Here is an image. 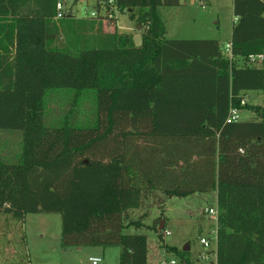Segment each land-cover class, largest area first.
<instances>
[{"label": "trees", "instance_id": "trees-1", "mask_svg": "<svg viewBox=\"0 0 264 264\" xmlns=\"http://www.w3.org/2000/svg\"><path fill=\"white\" fill-rule=\"evenodd\" d=\"M59 2L0 0V133H21L14 157L0 145L4 264H30L29 214L61 216L64 250L117 247L120 264H147V236L124 233L145 225L124 218L156 192H216V264H264V106L228 121L264 90L263 64L249 63L264 55V0H233L225 54L214 39L165 37L159 9L180 0L99 4L129 14L140 47L102 33L100 17L57 20Z\"/></svg>", "mask_w": 264, "mask_h": 264}, {"label": "rangeland", "instance_id": "rangeland-1", "mask_svg": "<svg viewBox=\"0 0 264 264\" xmlns=\"http://www.w3.org/2000/svg\"><path fill=\"white\" fill-rule=\"evenodd\" d=\"M102 1L60 0L63 12L68 16L83 19L92 17V14L98 11V15L104 17L102 27L104 33H128L135 37L137 32L135 22L129 14L112 8L113 15L109 17L107 13L110 11L105 6L99 7ZM159 13L167 31L166 38L214 39L219 41L225 54V46L230 40L233 22L236 20L233 14V0H180L179 6L160 7ZM139 34L141 35V32ZM243 100L248 107L237 111L239 121L258 119L255 108L264 106V90L248 91ZM52 107L55 112L58 111V106ZM20 140V132H1L0 145L3 147L4 156L14 157L19 151ZM214 207L213 193H196L183 198H168L159 193H152L146 197L141 210L127 212L124 218L125 224L130 220L140 221L145 226L139 229L126 228L124 233L147 236V264H170L171 261H178L177 255L174 252H167L165 246L181 252L187 245L190 246L187 257L194 264H205L201 257L206 250L200 245V237H208L211 231L216 230V221L209 218L206 213L209 208ZM157 219L165 226L161 237L151 228ZM3 223L4 218L0 217V245L4 242L1 228ZM61 224V216L57 214L26 216L23 233L30 264H91L89 258L94 256L101 257L104 264H120V249L117 247L101 250L91 247H84L80 251L75 248L64 250L61 244ZM166 230L171 232L170 236L165 234ZM7 251L12 253L13 248L7 246ZM212 260L213 257H210L208 261ZM5 262V257L0 256V264Z\"/></svg>", "mask_w": 264, "mask_h": 264}, {"label": "built area", "instance_id": "built-area-1", "mask_svg": "<svg viewBox=\"0 0 264 264\" xmlns=\"http://www.w3.org/2000/svg\"><path fill=\"white\" fill-rule=\"evenodd\" d=\"M115 0H105V3L109 6H112L114 4ZM205 1V0H203ZM107 9V8H106ZM63 5L61 2L57 4V16L56 19H61L63 16ZM109 17H112L113 11L110 10V13H107ZM98 16V11L97 13H93L92 17H97ZM226 50H230V45L225 46ZM264 62V55H256V56H250L249 57V63L259 66ZM242 105H245L244 100L242 101ZM237 109H231L230 110V115H229V122H237L239 121L238 114H237ZM207 215L209 218L213 219L216 221V230L211 231L209 233L208 237H200V245L202 246L203 249L206 250L205 254L201 257L206 263L205 264H216V242H217V219H218V210L217 208H209L206 211ZM165 234L167 236L171 235V232L169 230L165 231ZM210 257H213L212 261H208ZM208 261V262H207ZM89 262L91 264H104V261L101 257L94 256L89 258ZM179 261H171L170 264H178Z\"/></svg>", "mask_w": 264, "mask_h": 264}, {"label": "crops", "instance_id": "crops-1", "mask_svg": "<svg viewBox=\"0 0 264 264\" xmlns=\"http://www.w3.org/2000/svg\"><path fill=\"white\" fill-rule=\"evenodd\" d=\"M98 17H100V16L98 15ZM87 18H88V17H87ZM100 18H102V19H101V21H102L101 32L104 33V32L102 31L104 17H100ZM235 18H236V17H235ZM83 19H86V18H83ZM236 22H237V18H236V20L233 22V26H234V24H235ZM233 26H232V30H233ZM166 32H167V31H166ZM139 33H140V32L137 31L135 37H136V36H140ZM104 34H109V33H104ZM231 35H232V31H231ZM165 37H166V36H165ZM167 39H168V38H167ZM230 39H231V37H230ZM218 42H219V41H218ZM229 42H230V40H229ZM229 42H228V43H229ZM228 43H227V44H228ZM227 44H226V45H227ZM262 64H263V63H262ZM263 67H264V66H263ZM244 96H246V93L243 94V98H244ZM156 193H157V194H158V193L161 194V196L164 195V194H162L161 192H156ZM211 193H213L214 196H215V207H214V208H216V192H211ZM166 197H168V198H172V197H174V196H166ZM164 201H165V200H164ZM139 210H141V208H140V209H137V210H130V211H127V212H138ZM126 214H127V213H126ZM128 222H130V220H128ZM161 223H163V222L160 221V224H161ZM162 226H163V225H162ZM75 249L78 250V251H80V250H82L83 248L80 247V248H75ZM96 250H97V249H96ZM98 250H101V248H98ZM98 252H100V251H98ZM103 252H104V251H103Z\"/></svg>", "mask_w": 264, "mask_h": 264}, {"label": "water", "instance_id": "water-1", "mask_svg": "<svg viewBox=\"0 0 264 264\" xmlns=\"http://www.w3.org/2000/svg\"><path fill=\"white\" fill-rule=\"evenodd\" d=\"M134 42H135V46L136 47H140L141 44H142L141 36L134 37ZM162 224L163 223L160 224V227H159L160 230L162 229ZM183 251L184 252L190 251V246L189 245L185 246L184 249H183Z\"/></svg>", "mask_w": 264, "mask_h": 264}]
</instances>
